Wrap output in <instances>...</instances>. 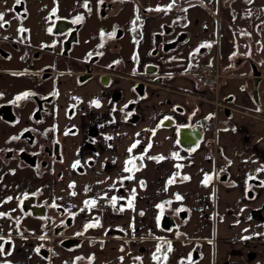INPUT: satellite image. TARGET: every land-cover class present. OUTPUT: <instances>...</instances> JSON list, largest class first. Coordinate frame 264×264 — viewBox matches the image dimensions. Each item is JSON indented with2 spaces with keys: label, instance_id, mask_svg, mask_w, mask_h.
<instances>
[{
  "label": "crops",
  "instance_id": "1",
  "mask_svg": "<svg viewBox=\"0 0 264 264\" xmlns=\"http://www.w3.org/2000/svg\"><path fill=\"white\" fill-rule=\"evenodd\" d=\"M153 3L158 5V0ZM171 3L162 5L158 14L144 16L140 39L135 44V69L141 72L144 63L153 59L160 65L161 85L140 96L133 89L138 72L118 74L116 86L121 89L124 83L129 84L135 101L133 109L125 107L128 99L123 95L112 105L107 89L95 82L85 93L60 94L53 125L61 141L60 170L53 185L52 180L49 182L51 192H56L50 204L71 213L73 221L58 233L40 217L25 215L17 223L8 211L0 235L7 239L10 234L12 244H6L5 251L13 245L14 250L0 260L10 264H264V171H260L264 169V120L239 110L260 108L251 92L252 61L260 55L264 63V55L259 54L264 41L257 40L244 26V62L252 66L244 73L243 65L234 63L236 43L226 29L232 32L234 24L225 28L220 21L222 15L227 23L234 17L227 6L220 7L217 2L218 11L212 13L213 8L203 0H179L178 7L169 9ZM257 3L264 5V0ZM176 20L174 31L181 35L177 46L163 56H151L155 30ZM256 24V34L263 40L264 26H259L263 23L259 20ZM210 42L217 45L213 62L218 58L221 71L227 74L217 92L231 102L229 114L223 108L216 112L212 101L215 88L204 85L196 71L197 54L208 47L198 52L196 49ZM221 43L228 49L223 62ZM76 96L81 102L69 115L67 107ZM177 107L183 110L177 113ZM166 115H173L175 124L162 125ZM185 118L192 126L202 124L203 135L211 140L199 142L192 149L184 148L178 141V127ZM93 120L99 122L94 147L86 143ZM137 141V147L129 153ZM133 157L137 158L134 163L139 171L125 172L126 161ZM76 161L80 168L73 167ZM130 175L133 178L127 179ZM173 176L175 181L169 184ZM185 176L189 179H183ZM206 176L210 179L205 184ZM133 189L135 199L129 207ZM60 193L71 200H63ZM177 195L182 199L177 200ZM100 196L108 199L103 209L98 207ZM112 197H116L115 206ZM93 200L95 205L85 206V201ZM160 204L164 205L162 215L157 208ZM55 209L52 215H57ZM96 220L99 227L85 230V224ZM41 235L46 239L40 240ZM167 242L171 243V252H167ZM157 246L164 247L161 256ZM37 247L39 253L34 251ZM154 254L159 261L153 259Z\"/></svg>",
  "mask_w": 264,
  "mask_h": 264
},
{
  "label": "flooded vegetation",
  "instance_id": "2",
  "mask_svg": "<svg viewBox=\"0 0 264 264\" xmlns=\"http://www.w3.org/2000/svg\"><path fill=\"white\" fill-rule=\"evenodd\" d=\"M80 1V7L64 10L59 7L58 0H46L41 6L48 9L44 21L45 25L40 22L28 27L20 25L18 28L26 29L23 33L18 32V28L15 29L4 16L6 23L0 27V186L2 188L5 185L3 179L6 172L18 175L19 172H22L24 165L35 166L40 157L47 153L46 145L53 143V147L55 145L60 156L61 141L56 136L53 125L56 120V105L61 93L67 91L85 93L95 82L107 89V93L111 95L112 105H115L118 100L113 98L122 95V91L116 86L120 66L112 58L113 52L117 53V44L114 42L113 36H110L111 41L107 37L103 38V41L89 49L88 46H84V32L87 20L93 16L94 11L97 10L101 17L106 18L124 5V2L123 0ZM241 1L244 4V0ZM177 4H179V0H172L171 9L178 7ZM138 5L141 15L137 16L139 19L135 18L136 30H138L135 34L137 40L140 39L141 26L145 23L144 16L158 14L163 10L161 4L146 6L139 1ZM14 10L22 18V21L28 18L29 12L26 9L25 0H22L19 5L15 4ZM53 10H55V14H53ZM78 17H83V19L74 22ZM176 23L177 20L172 25L163 23L158 30H155L151 56H163V53L177 46L181 35L178 30L174 31L176 30ZM121 34L122 30L119 27L116 28L115 36L118 37ZM104 42L110 44L108 50H104L100 46ZM235 62L238 65L242 64L244 54L239 55ZM262 62L257 63V67L264 74V63ZM148 68H154L155 71L149 73L147 72ZM220 69H222L221 66ZM138 74L133 89L136 90L135 86L138 83H143L144 94L138 93L140 96H144L151 89L160 86L163 81L160 65L153 59H148ZM25 92L31 93V95L19 101L15 100L18 95ZM224 99L231 104L228 98ZM80 102L81 98L76 96L74 101L68 105L67 112L69 115L74 113ZM133 104L130 103L127 109H133ZM260 104L264 106L261 93ZM259 109L264 111L262 108ZM182 110L181 107L176 108L177 113ZM166 117L168 120L174 119L176 122L173 115H166ZM186 121L185 118L180 125H191ZM97 122L98 120H93L89 123L86 143L92 147H94L93 143L88 139L98 132L99 125ZM14 136L19 137V139H11ZM32 161H35L34 165L31 164ZM1 187L0 213H8L9 211V216L18 223L22 221L25 215L40 217L34 215L31 209L27 211L24 209V205H26L24 198L35 192H22V188L19 187L16 194L12 192V199L9 200L10 196L3 195L4 192ZM5 188L7 189L6 185ZM34 195L33 204L45 203L39 201L37 193ZM46 205L47 214L40 218L44 220L45 224L52 226L55 232L65 231L68 226L67 223L73 221V215L63 212L60 207L55 209L57 215H52L50 214V207L48 204ZM7 216L0 217V226L7 220Z\"/></svg>",
  "mask_w": 264,
  "mask_h": 264
},
{
  "label": "rangeland",
  "instance_id": "3",
  "mask_svg": "<svg viewBox=\"0 0 264 264\" xmlns=\"http://www.w3.org/2000/svg\"><path fill=\"white\" fill-rule=\"evenodd\" d=\"M46 0H25L26 3V9L29 12L28 18L22 21V18L15 12L14 5L16 4V0H0V13H4V16L6 17V20L11 23V25L17 29L20 25L24 26H31L32 24H35L37 22H40L41 24L45 25L46 15L48 9L42 8V4ZM141 4L149 6L153 4V0H139ZM136 0H123L124 5L118 8L117 11L114 13H111L108 17H101L99 15L98 11L93 12V16L88 18L84 37H85V44L84 46H88L89 49L93 48L95 44L103 41V38H108L110 40L111 34H115L116 28L119 27V29L122 30V34L117 36H113L114 42H116L117 46V53L112 54L113 61L116 63L122 62V66L119 67L118 74H137V69H135V44L137 41L136 37V23L133 24V21H136L135 18L137 16H140V7L138 5V2ZM171 0H158L157 4L166 5ZM206 4L210 5L213 8L212 13H215V11H218V6H227L233 13L234 17L233 19L227 23V19L222 15L220 21L222 24L226 25L225 28L228 26H231L229 23L232 24L234 28L231 27L232 32L230 31V28L227 27L226 29L229 30V35L233 34L232 40L236 43V49L234 52V63L235 59L240 55L244 54V26H247L251 32H253L256 39H260L262 42L263 36H260L259 34H256V27L261 20L263 24H260L259 26H264V5H259L257 3V0H252L251 2L247 3L246 5L242 3L241 0H203ZM246 0H244V3ZM58 5L64 10H69L73 8H78L81 6L80 0H58ZM223 8V7H222ZM222 14V12H221ZM230 20V19H229ZM219 22V21H218ZM41 26V25H40ZM103 31L104 35L101 36V32ZM264 32L263 30H261ZM238 33V34H237ZM249 34V33H248ZM224 38V34L223 37ZM236 40V41H235ZM111 41V40H110ZM224 42V39L222 40ZM246 41V40H245ZM261 42V43H262ZM102 45V44H101ZM100 45V46H101ZM208 45H211L208 47L207 51L203 53H198L197 57L195 59V63L199 64L202 62H210L213 63V56H216V42H210ZM247 45V44H246ZM245 45V46H246ZM110 44L107 42L103 43V49L108 50ZM229 46V44H228ZM237 46L239 50L237 51ZM198 47V49H200ZM262 50H260L259 54L264 55V44L262 46ZM197 50V49H196ZM227 47H224L221 43L220 51H221V61L223 62V58L225 53L227 52ZM237 51V52H236ZM259 56L261 59L262 56ZM246 55L244 56L245 59ZM258 60L255 63L262 62V60ZM233 63V64H234ZM244 63V64H243ZM242 63V68L244 70V73H248L247 71H250L252 66L249 61H245ZM237 64V63H236ZM129 65H132L130 68ZM139 73V72H138ZM129 84L124 83L122 88L120 89L122 91V95L128 99V105L130 103H134L133 98L131 97L132 91L128 90ZM136 93L137 91L134 90ZM259 93L262 94V99H264V75L262 76V79L259 84ZM130 96V97H129ZM205 130H208L205 128ZM50 142V141H49ZM47 153L43 154V156L40 157L38 163L35 166L30 165H24L22 172L17 175H13L12 173L8 174L7 172L4 175L3 183L7 186V189L5 188V185H3V192L11 197L12 192L14 194L17 193V191L20 188H24L25 192H36L39 193L38 199L39 201H44L48 203L50 206V214L54 213V207L52 204H50L55 197V191L51 192V184L49 183L50 180H55V175L60 170V158L59 155L55 149V145L53 147V143L50 145H46ZM77 168H80L79 165H77ZM76 170V169H75ZM74 170V171H75ZM22 177V178H21ZM20 182H19V181ZM53 187V186H52ZM50 190V192H49ZM97 191V190H95ZM35 194V193H34ZM58 194V193H57ZM51 197V201H50ZM59 197L63 198V200H71L72 197H66L65 193H60ZM1 201V199H0ZM60 205V204H58Z\"/></svg>",
  "mask_w": 264,
  "mask_h": 264
},
{
  "label": "snow or ice",
  "instance_id": "4",
  "mask_svg": "<svg viewBox=\"0 0 264 264\" xmlns=\"http://www.w3.org/2000/svg\"><path fill=\"white\" fill-rule=\"evenodd\" d=\"M22 2V0H16V4H20ZM101 2H102V0H101ZM85 7H87V4H85ZM172 7V5L170 4L169 6H168V8L170 9ZM157 10H160V9H157ZM53 14H55V10H53ZM83 19V17H78L77 18V20L76 21H74V22H79L80 20H82ZM137 19H139V17H137ZM4 23H6L5 21H4V13H0V27H3L4 26ZM136 23V21H133V24H135ZM24 31H26V29H24L23 27H20V28H18V32H20V33H23ZM49 31H51V29H49ZM103 35H104V33H103V31L101 32V36L103 37ZM111 35H115L114 33L113 34H111ZM103 45H101V47H102ZM210 47L211 45H201V47ZM197 52L199 51V49H197L196 50ZM29 95H31V93H27V92H25V93H23V94H21V95H18L16 98H15V100L16 101H19L20 99H23V98H26V97H28ZM13 103H15V101H13ZM97 106H99V104H98V102H97ZM125 107H127V106H125ZM165 119H168L167 117L165 118ZM11 139H19V137H12ZM109 139H111L110 137H109ZM139 143V141H137L136 143H133L132 145H131V147L128 149V151H129V153H131L132 152V150L134 149V148H136L137 147V144ZM149 147H151V145H149ZM174 156L176 155V154H173ZM150 159H158V160H162V159H164V157H159V158H155V157H149ZM135 159H137V158H135V157H133V158H130L128 161H126V165H125V168H124V171L125 172H133V171H139V168H136L135 167V163H134V161H135ZM139 159L142 161L143 159H144V157L143 156H141V157H139ZM79 164V161H76L75 163H74V165H73V167H76L77 165ZM177 167H180V165H177ZM260 171H264V169H260ZM133 177L130 175V176H128L127 177V179H132ZM183 179H185V180H187V179H189L188 177H184ZM210 179V177H208V176H206L205 177V181H204V183L206 184L207 183V181ZM175 181V176H173V178L172 179H170L169 181H168V183L169 184H171V183H173ZM143 184H144V182L143 181H141V186H143ZM261 184L262 185H264V182H261ZM70 187H72V185H70ZM75 193H73V195H74ZM9 200H11L12 198L11 197H9L8 198ZM135 199V189H133V193H132V199H130L129 201H128V206L129 207H132L133 206V200ZM176 199L177 200H180V199H182V197H180L179 195H177L176 196ZM95 203H96V201L95 200H93V201H85V206L87 207L89 204H91V205H95ZM111 203H112V205L113 206H115V204H116V197H112L111 198ZM168 203H171L170 201L168 202ZM56 205H55V203H53V207H55ZM157 208H159V209H161V215L163 214V208H164V205L163 204H160V205H157ZM121 211H123V209H120ZM183 209H177L176 211L177 212H180V211H182ZM6 215H9L8 213H0V217H3V216H6ZM141 215H143V213L141 212ZM159 219H160V217L158 216L157 217V221H159ZM17 223H18V221H17ZM100 226V223H99V220H96L95 221V223H92V224H85V230H87L88 228H90V227H99ZM78 235H79V233H78ZM39 239L40 240H45L46 239V235H41L40 237H39ZM244 239H248V237H244ZM168 243V247H167V252H171L172 251V246H171V243L170 242H167ZM6 244H8V245H11L12 244V241H11V236H10V234H9V237L7 238V239H5V237L3 236V235H0V258H3V257H6V256H10V255H12L13 254V250H14V245L12 246V248L11 249H9L8 251H5V245ZM36 253H39L40 252V247H37L35 250H34ZM156 252L157 253H159V252H161V247L160 246H157V248H156ZM136 259H140L139 257H137ZM153 259L154 260H157V261H159L160 260V257L159 256H157V255H153ZM164 259L166 260L167 259V255L165 254L164 255ZM0 264H10V262L9 261H7L6 259H4V260H0Z\"/></svg>",
  "mask_w": 264,
  "mask_h": 264
},
{
  "label": "water",
  "instance_id": "5",
  "mask_svg": "<svg viewBox=\"0 0 264 264\" xmlns=\"http://www.w3.org/2000/svg\"><path fill=\"white\" fill-rule=\"evenodd\" d=\"M252 65H253V77H254V87L252 89V96L254 98V101L256 102V104L264 109V106H262L260 104V93H259V81L262 79V76L264 75L262 73V71L257 67V65L252 61ZM155 71L154 68L152 69H147V72L149 73H153ZM136 91L142 95L144 94V84L143 83H138L135 86ZM113 99H118L117 98H113ZM182 109V107H181ZM225 112L227 114L230 113V109L227 107L225 108ZM162 125H168L171 126L173 124H175V120L174 119H163L161 121ZM203 126L201 124L192 127L189 124H183V125H179L178 127V141L179 143L186 149H192L193 147L198 146L199 142L202 140L203 138ZM89 133V131H88ZM99 133V129L98 132L95 134L98 135ZM95 136H91L88 140L91 141L92 143L94 142ZM97 137V136H96ZM91 146V145H90ZM32 165L35 164V161L31 162ZM35 201V195L34 194H30L27 195L24 198V202L26 205H24V209L25 211L31 209L33 214L36 216H40V217H44L47 214V205L45 203L42 204H33ZM33 202V203H32ZM64 212V209H62ZM71 222H68L67 225H71ZM58 232V231H56Z\"/></svg>",
  "mask_w": 264,
  "mask_h": 264
},
{
  "label": "built area",
  "instance_id": "6",
  "mask_svg": "<svg viewBox=\"0 0 264 264\" xmlns=\"http://www.w3.org/2000/svg\"><path fill=\"white\" fill-rule=\"evenodd\" d=\"M196 71H197L198 76L202 79L204 85L215 88L216 94H215V97L212 98V101L216 107V112L218 113L219 109H222L225 107L232 109L233 106L229 102H227L223 97H220L217 92L221 84V79L227 75L221 71L220 64L218 63V58H216V62H213V63L202 62L198 64L196 66ZM239 110L243 111L244 113L250 116L264 120V111H262L261 109H245L244 108V109H239ZM208 139L210 138L204 136L201 143L205 144L208 141ZM214 149H215V152H217L216 145H214ZM216 160H217V157H216ZM225 167H226L225 164L222 165V169H224ZM107 200H108L107 197L100 196L98 198V207L100 209L105 208L108 205Z\"/></svg>",
  "mask_w": 264,
  "mask_h": 264
},
{
  "label": "trees",
  "instance_id": "7",
  "mask_svg": "<svg viewBox=\"0 0 264 264\" xmlns=\"http://www.w3.org/2000/svg\"><path fill=\"white\" fill-rule=\"evenodd\" d=\"M211 122L212 123L214 122V117L211 118ZM163 251H164V247L161 248V252H159L158 254L161 256Z\"/></svg>",
  "mask_w": 264,
  "mask_h": 264
}]
</instances>
